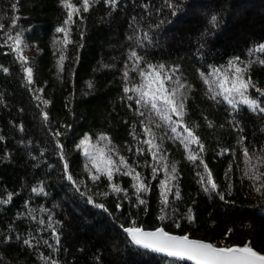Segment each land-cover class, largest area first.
<instances>
[{"label": "trees", "instance_id": "1", "mask_svg": "<svg viewBox=\"0 0 264 264\" xmlns=\"http://www.w3.org/2000/svg\"><path fill=\"white\" fill-rule=\"evenodd\" d=\"M66 2L80 9L67 25L65 0H0V264H193L135 245L125 227L264 253V0H90L87 11ZM16 33L20 52L5 43ZM229 61L247 66L256 110L211 98L219 89L208 74ZM148 64L185 85L182 126L198 144L171 138L124 92ZM85 135L120 167L111 180L93 167Z\"/></svg>", "mask_w": 264, "mask_h": 264}, {"label": "snow or ice", "instance_id": "2", "mask_svg": "<svg viewBox=\"0 0 264 264\" xmlns=\"http://www.w3.org/2000/svg\"><path fill=\"white\" fill-rule=\"evenodd\" d=\"M110 3L114 4L115 0H110ZM65 6L69 9L67 12L68 18L65 21V25H67L72 22L74 12H78L80 9L67 3L66 0ZM82 6L83 10L87 11L90 6V0H82ZM212 19L215 21L216 18L213 17ZM2 27L3 26L0 25V28ZM56 31L64 33L65 37H67L68 33L66 27H59ZM145 38H147L146 34ZM9 41L12 42L15 51H21L22 40L19 33H16L14 37L9 35L5 40V43L7 44ZM65 42H67V40ZM259 51L264 52V44L260 46ZM131 57L134 58L135 61L134 68L138 67L142 58L138 56L135 51L131 53ZM20 59H24V57L21 55ZM236 59L238 61L239 57ZM260 63L264 64V60H261ZM246 70L247 66H245V68L238 67L233 61H229L227 70L213 68L208 75L213 77L212 84H215L219 91L214 92L211 98L216 100L217 96H222L223 101L227 102V104L232 106L233 109H236L242 104L256 110L259 107L257 101L250 99L247 95L251 78H249L248 81L244 80L243 73ZM26 71L28 73V79L31 80L32 69L28 68ZM170 71L171 70H169V72ZM228 71H231V77H229ZM169 72H165L164 65L155 66L148 64L146 69H140L139 75L141 83L139 86H134L132 88L125 87L124 92L136 93V105L144 108L146 112L151 113L159 121L166 124L172 134L171 138L179 140L180 143L187 148L191 143L198 144L199 140L189 127L186 125L182 126V118L184 115L183 110L185 107L183 101L186 98L185 93L182 90L185 88V85L180 82L179 78L174 79L173 74H169ZM125 75L127 76V73H125ZM201 76H204V74L201 73ZM204 82L208 84L209 80L205 78ZM128 99L132 100L133 97L128 96ZM259 110L264 112V108H259ZM137 111H139V108ZM145 111H140L139 114L143 117ZM173 114L180 119L173 120ZM156 126L159 127L160 125L157 124ZM178 129L180 130L178 131ZM144 131L152 136V139L145 140V143L149 146L148 150L152 152L153 158H156L155 152L152 151L153 148L157 147V145L154 144L155 136L152 134L150 127L146 126ZM87 139L88 138H86V141ZM100 139L104 140L106 137L101 136ZM200 150H203L202 145H200ZM140 151L143 152L144 149H140ZM97 153L98 155L91 158L93 167L96 168L98 173L107 175L108 179L111 180L113 173L121 170L120 167L111 156H105L103 149H98ZM244 155H249L247 148L244 150ZM189 159L196 160L197 156H190ZM119 165L127 167V163L123 157L120 158ZM206 167L207 166L205 165V168ZM65 169H67V164H65ZM156 171L157 169L153 168V172L155 173ZM175 171V167L173 166L170 169V172L174 174ZM125 174L131 175L130 172ZM99 178V175L92 176L93 180H98ZM134 178L139 180V174ZM171 178L174 179V175H172ZM252 178L257 180L261 179L260 176H253ZM67 179L71 181L72 176L68 175ZM201 180L204 183L210 184L212 189L216 188V184L211 181L210 176L208 178L201 177ZM112 188L115 192L121 191L116 185H113ZM262 188H264V184L257 187L256 191L259 192ZM146 190L147 188L144 184H140V186L136 188L137 192ZM205 190L207 191L208 189L206 188ZM33 191L35 192L37 189H33ZM40 191H43V189H40ZM166 200L167 197H165V201ZM139 202L143 204L144 200H140ZM99 207L102 208L103 205H100ZM40 223H44V221H40ZM123 231L131 237V241L137 246L159 253H166L172 257L194 261L195 264H264V254L254 250L253 247L250 246V243H246L243 247H216L211 243L189 239L187 235H172L164 231L163 228H157L154 231H145L139 227H129L124 228ZM24 243L27 245L30 244V241L25 240ZM57 243H59V238H57Z\"/></svg>", "mask_w": 264, "mask_h": 264}, {"label": "rangeland", "instance_id": "3", "mask_svg": "<svg viewBox=\"0 0 264 264\" xmlns=\"http://www.w3.org/2000/svg\"><path fill=\"white\" fill-rule=\"evenodd\" d=\"M29 68H32V66H30ZM86 138H88L87 141H86ZM85 141H86V142H85ZM82 142H84V143H82ZM81 145L83 146V149H84L85 153H88L87 156H88L90 159H91L93 156L98 155V153H97V150H98V149H103V150H104L103 146H101V145H99V144L93 142V141L90 139L89 135H88V136L85 135V137H84V138L82 139V141H81ZM104 153H105V156H110V155H108V154L106 153L105 150H104ZM91 161H92V159H91Z\"/></svg>", "mask_w": 264, "mask_h": 264}, {"label": "water", "instance_id": "4", "mask_svg": "<svg viewBox=\"0 0 264 264\" xmlns=\"http://www.w3.org/2000/svg\"><path fill=\"white\" fill-rule=\"evenodd\" d=\"M125 228H129V227H125ZM139 228H141V229H143V230H145V231H154L155 229H157V228H144V227H139ZM158 228H163V227H158ZM163 229H164V228H163ZM164 231H166V230L164 229ZM166 232H168V233H170V234H172V235H177V236H184V235H187V234H180V233H174V232H169V231H166ZM128 236H129V235H128ZM187 236L189 237V239L197 240V241H202V242H206V243H211L212 245H214V246H216V247H233V246L243 247V245L220 246V245H216V244H214V243L211 242L210 240H206V239H203V238L192 237V236H189V235H187ZM129 237H130V236H129ZM130 238H131V237H130ZM253 249H254V248H253ZM254 250H256V249H254ZM256 251H257V250H256ZM258 252H259V251H258ZM157 253H159V252H157ZM260 253H261V252H260ZM160 254H163V255L169 256V255H167L166 253H160ZM261 254H264V253H261ZM171 257H172V256H171ZM175 258L180 259V260H184V261H188L187 259H181V258H178V257H175ZM188 262L195 264L194 261H188Z\"/></svg>", "mask_w": 264, "mask_h": 264}]
</instances>
